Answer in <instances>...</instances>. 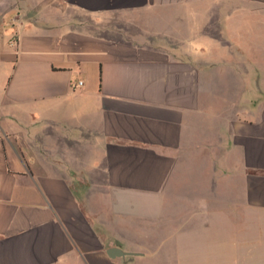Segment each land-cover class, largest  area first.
Masks as SVG:
<instances>
[{"label":"crops","instance_id":"1","mask_svg":"<svg viewBox=\"0 0 264 264\" xmlns=\"http://www.w3.org/2000/svg\"><path fill=\"white\" fill-rule=\"evenodd\" d=\"M2 27L0 264H264V0H0Z\"/></svg>","mask_w":264,"mask_h":264},{"label":"rangeland","instance_id":"2","mask_svg":"<svg viewBox=\"0 0 264 264\" xmlns=\"http://www.w3.org/2000/svg\"><path fill=\"white\" fill-rule=\"evenodd\" d=\"M6 31H8L6 28H1L0 29V36H3V35H6L7 34V32ZM2 34V35H1ZM1 38H0V45H1ZM166 204H167V202H166ZM232 223V225H237V223L235 222V221H233V222H231ZM228 231H231L232 232V230L231 229H228ZM234 234H235V232H234ZM242 234V233H241ZM248 234V233H247ZM235 235H237V233L235 234Z\"/></svg>","mask_w":264,"mask_h":264},{"label":"water","instance_id":"3","mask_svg":"<svg viewBox=\"0 0 264 264\" xmlns=\"http://www.w3.org/2000/svg\"><path fill=\"white\" fill-rule=\"evenodd\" d=\"M116 249H117V248L111 247V248L109 249V253H110L111 255H114V254L117 252Z\"/></svg>","mask_w":264,"mask_h":264},{"label":"built area","instance_id":"4","mask_svg":"<svg viewBox=\"0 0 264 264\" xmlns=\"http://www.w3.org/2000/svg\"><path fill=\"white\" fill-rule=\"evenodd\" d=\"M82 85V82H78L77 84H76V86H81Z\"/></svg>","mask_w":264,"mask_h":264}]
</instances>
